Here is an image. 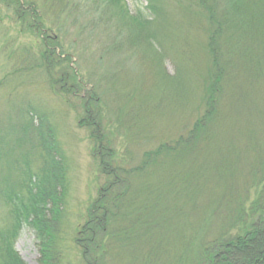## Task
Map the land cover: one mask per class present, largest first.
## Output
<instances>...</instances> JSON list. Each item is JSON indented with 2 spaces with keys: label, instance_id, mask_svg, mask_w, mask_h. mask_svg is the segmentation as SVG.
I'll return each mask as SVG.
<instances>
[{
  "label": "trees",
  "instance_id": "obj_1",
  "mask_svg": "<svg viewBox=\"0 0 264 264\" xmlns=\"http://www.w3.org/2000/svg\"><path fill=\"white\" fill-rule=\"evenodd\" d=\"M89 1L119 23L123 61L158 71L152 88L136 89L127 70L90 83L61 58L32 3H5L38 40L37 73L78 101L101 183L61 236L67 162L49 113L21 105L26 125L37 120L38 165L33 154L0 149V264H26L14 250L23 226L34 232L38 264H264V0H145L135 15L124 0ZM167 91L181 107L178 132L153 145L122 136L133 128V101L149 105ZM143 144L151 147L137 154Z\"/></svg>",
  "mask_w": 264,
  "mask_h": 264
},
{
  "label": "rangeland",
  "instance_id": "obj_2",
  "mask_svg": "<svg viewBox=\"0 0 264 264\" xmlns=\"http://www.w3.org/2000/svg\"><path fill=\"white\" fill-rule=\"evenodd\" d=\"M9 1H0V149L4 148L5 153L13 155H28L30 159L33 154L32 166L38 165L35 158L37 149H33L38 138L35 129L37 120L33 119L34 122L29 119L26 125L27 119L21 118L17 109L29 103L27 106L31 104L49 113L67 162L69 181L60 214V233L61 236L65 232L71 235L75 224L82 220L86 204L95 196L101 183L97 162L91 155V143L86 130L78 127V101L71 96L62 97L49 86L45 74L37 73L33 61L38 57V40L13 18V8L5 4ZM20 2L26 9L30 6L28 3H32L31 7L40 15L43 26L49 29L47 34L56 36L62 46L61 51L57 49L58 53H65L61 58L71 57L76 71L84 73L88 82L99 83L97 79L107 75V71L127 70V76L136 89L139 90L141 85L152 88L151 71H158L157 68H153L146 60L140 61V64L130 59L123 61L125 56L120 54V47L117 46L123 39L119 23L114 18L107 20L100 11H95L89 0ZM124 2L130 15L146 12L145 0ZM174 15L177 20L178 14L174 12ZM73 62H62L61 66H72ZM166 70L173 74L175 66L166 61ZM169 93L164 100L157 96L154 100L156 105H152L153 101L139 107L136 102L141 101L134 99L135 109L128 107L131 114L127 115V124L133 128L128 130L129 133L122 131V136L130 134V137H140L139 141L154 137L153 145L176 134L182 112L178 101L175 102L174 96ZM151 144H143L141 150L137 148V154L151 147ZM6 211V207L0 203V226L5 224ZM14 250L26 264H38L39 251L35 235L28 226L20 229Z\"/></svg>",
  "mask_w": 264,
  "mask_h": 264
}]
</instances>
